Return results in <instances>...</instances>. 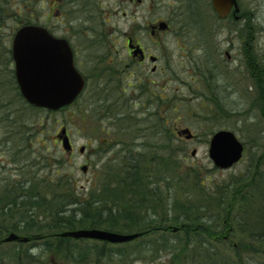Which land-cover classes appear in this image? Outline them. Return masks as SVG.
Here are the masks:
<instances>
[{
  "label": "rangeland",
  "instance_id": "374dc122",
  "mask_svg": "<svg viewBox=\"0 0 264 264\" xmlns=\"http://www.w3.org/2000/svg\"><path fill=\"white\" fill-rule=\"evenodd\" d=\"M71 1L2 0L8 5V9L4 21L0 24V44H2L0 61L10 62L8 51L11 49L13 34L22 23L19 15L15 17L17 11L20 12V3L25 5V12L37 17L35 22L46 26L58 37H65L77 29V32L72 34L75 36L72 41L78 48L77 67L83 74L91 73L88 88L73 105L58 112H52L50 115L46 114L47 122L58 121L54 135L49 137L50 144L53 145V150L49 151L47 157L49 166L53 162L52 156L60 157L61 155L67 161L62 171L71 174L81 194H85L94 187L107 161L110 162L111 167H114L120 159L118 155L123 150L127 151L124 145L132 144V135L130 137L114 136L115 122L109 119L112 114L118 112L111 108L110 104L119 99L122 112L128 110L125 114L137 118L135 122L143 119V116L147 114L155 115L156 118H148L151 122L149 126L153 129L143 132L145 136H149L148 144L153 147V151L160 150L166 145L161 154L168 155L171 151L175 160L174 166L182 172L196 170L199 182L204 184L208 194L214 191L217 183L228 180L245 168L251 143L257 144L259 138L264 137V121L260 113L262 105L251 108V103L257 98L259 91L255 84L258 76H254L255 71L259 73V68L262 69V75L259 76L264 83V0H238L242 12L249 11V19L243 18L242 21L234 24L216 17L211 5L208 4L209 0H85V4L82 1H75V5L85 7L89 17L90 12L93 15V12L98 11L99 13L95 16L98 20L87 21L85 12L77 9L74 15L78 18V24H70L71 20L66 17V13L71 8ZM98 4L102 5L101 10ZM103 20L106 21V25H103ZM159 21L169 23L172 27L171 31L160 40L152 39L148 33L147 36H142L144 47L161 59L162 69L159 73L149 75L148 68L144 67L142 68L144 76L148 78L144 76L139 78L140 75H136L128 79L124 72L120 75L113 72L105 85L103 81H99V77H94L99 74L97 72H100L97 62L102 57L117 61V68L123 71L124 63L128 58L125 48L126 36L137 34L139 37L143 28ZM237 26L244 29H241L239 40L232 43L227 33L228 28ZM180 28L184 32L176 33ZM90 29L94 31L90 32ZM89 32L90 37L87 35ZM100 34L102 37L105 36L103 42H99ZM90 43L96 44L95 53L86 52V47ZM227 53L230 58L227 57ZM93 56L95 58L91 60ZM251 59L255 62L254 67L252 62L248 63ZM225 61L229 63L236 61L238 65L237 67L235 64L229 66L232 64L226 65ZM225 65L231 67L235 73L227 71ZM2 80L5 81V78ZM224 84H228L232 89L231 95L225 93ZM94 87L99 90L100 88L110 90L109 97L114 100L100 102L97 105L95 98L90 95ZM261 93L264 96V87ZM152 94H155V98ZM4 95L9 98L8 94H2ZM212 97L219 98L231 115H226L227 118L224 119L219 118L216 122L205 120L207 116L200 110V103ZM93 103L97 106L95 110H91L94 108ZM91 104L92 107L89 108ZM90 112H92L91 115L88 114ZM165 112L172 115L171 120L164 118ZM30 119L34 120L32 117ZM154 119L164 120L156 124ZM63 127L67 129L75 146L71 158L63 152L60 140L57 139V134ZM184 128L191 130L194 139L186 140L184 137H178L177 132ZM220 129L234 132L246 145L242 161L229 170L215 168L208 155L211 134ZM133 135L140 136L137 138V145L146 142L142 131ZM14 139L17 140L16 137ZM262 140L264 142V138ZM17 145L18 142L14 143L9 137V130L0 126V168L3 167V170L0 169V178L19 173L18 162L12 157L15 149L19 151ZM81 146H84L83 154L78 151ZM31 149L34 150H30L31 152L36 153V148ZM193 150L196 151L195 156H191ZM253 150L257 151L256 148ZM22 154H26V151ZM82 165L87 166L86 173L81 170ZM36 167L39 170L42 164ZM39 171L40 174L44 172ZM194 195L190 189L188 196ZM222 230L220 228V231ZM226 233L227 231L223 233V236ZM166 236L171 237L172 234L168 235L166 232ZM216 238L217 240L213 241L214 245L206 244V247L211 249L220 247L219 250L212 255L210 252L198 253L202 257L192 261L188 259V264H232L234 252L222 243L226 237L223 239L218 236L214 239ZM235 239L236 237H230L229 242L233 245ZM137 245L138 243L112 246L114 249L120 246L125 247L128 256L133 254L124 261L127 264H177L176 261L171 262L173 260L166 254V250L149 256L138 251ZM195 252L191 251L190 255L197 254ZM209 254L210 258L207 256ZM158 256L162 257L158 259ZM100 258L102 264H125L122 258H111L110 262L105 256ZM133 258H138V261H134ZM48 259L43 257L39 264H44L42 261L48 264ZM251 261L253 264H264V257H253ZM251 261L248 262L251 263ZM54 263L60 264L57 261Z\"/></svg>",
  "mask_w": 264,
  "mask_h": 264
},
{
  "label": "trees",
  "instance_id": "16d2710c",
  "mask_svg": "<svg viewBox=\"0 0 264 264\" xmlns=\"http://www.w3.org/2000/svg\"><path fill=\"white\" fill-rule=\"evenodd\" d=\"M24 7L19 3L20 12L15 15H19L21 25L39 24L35 22L37 17L25 12ZM7 9L8 5L0 0V24ZM248 12L244 11L243 18L249 19ZM104 37L100 34L99 42H103ZM95 45H87L86 52L95 53ZM7 64V61H0V126L9 130L14 143L18 142L19 151L15 149L12 157L20 168L18 174L0 178V264H39L43 257L49 258L48 264L56 261L60 264H102L101 256L109 258V262L111 258H122L124 262L133 255L128 256L121 246L114 249L102 242L58 237L60 232L76 229L140 232L142 237L127 245L138 243L137 250L149 256L166 250L171 262L177 264H188V259L202 257L198 253L212 255L220 247L211 249L206 244L214 245L213 241L217 240L214 238L218 236L226 237L222 243L233 250L232 264H253V257H264V137L261 136L257 144L251 143L245 168L217 183L214 191L208 194L196 170H178L171 151L168 155L161 154L166 145L153 151L148 144L149 136L143 132L153 129L148 118H156L155 115H142L144 118L135 122L137 118L125 114L128 110L122 112L121 100L109 97L110 90L94 87L90 95L97 105L114 100L110 107L118 112L109 118L115 122L114 136L132 135V144L124 145L127 151L118 155L120 159L114 167L107 161L94 187L81 194L71 174L62 171L67 161L61 155L52 156L49 166L47 157L53 150L49 137L54 135L58 121L47 122V115L52 112L26 103L14 82L13 70L5 67ZM97 64L100 72L94 77H100L105 85L118 63L102 57ZM89 75H84L85 89L90 84ZM259 75H262L261 68L259 73L254 72V76H258L255 84L259 91L251 108L262 105L260 113L264 121L261 93L264 83ZM2 94H8L9 98ZM95 103L91 110L97 108ZM200 110L207 116L205 120L211 122L231 115L216 97L202 100ZM164 118L171 120L172 115L165 112ZM163 120L154 119L156 124ZM139 131L146 142L137 145L140 136L133 134ZM32 147L36 148V153L30 151ZM24 151L26 154H22ZM40 163L42 174L36 167ZM190 189L195 194L193 197L188 196ZM173 227L178 228L176 233L171 231ZM12 232L29 241L1 242ZM166 232L172 236L167 237ZM230 237H236L235 244L229 242ZM191 251L197 254L191 256ZM133 259L138 261V258Z\"/></svg>",
  "mask_w": 264,
  "mask_h": 264
},
{
  "label": "water",
  "instance_id": "95a60500",
  "mask_svg": "<svg viewBox=\"0 0 264 264\" xmlns=\"http://www.w3.org/2000/svg\"><path fill=\"white\" fill-rule=\"evenodd\" d=\"M212 6L219 17L224 18L234 7V14L239 12L237 0H211ZM165 22H160V30L167 29ZM133 55H144L139 46L134 47ZM12 58L14 61L15 77L23 98L29 104L57 111L73 103L85 86V79L74 66L73 52L64 38L51 35L47 29L38 25L21 26L12 41ZM155 61V57H151ZM186 139H191L189 129L179 132ZM62 148L70 153L72 144L66 129L58 136ZM84 147L80 148L82 153ZM244 146L236 135L229 130L215 132L209 142V158L214 166L226 170L238 163L242 158ZM196 151L191 152L195 156ZM86 171V166L82 167ZM177 228H174L175 232ZM140 234H119L101 229H78L61 232L58 236L72 239H89L105 241L111 244L130 242ZM2 242H28V238L10 233Z\"/></svg>",
  "mask_w": 264,
  "mask_h": 264
},
{
  "label": "flooded vegetation",
  "instance_id": "af4514ba",
  "mask_svg": "<svg viewBox=\"0 0 264 264\" xmlns=\"http://www.w3.org/2000/svg\"><path fill=\"white\" fill-rule=\"evenodd\" d=\"M65 1H68V0H65ZM75 1H82L85 4V0H72L70 2L71 8L68 9V11L66 13V17L71 20L70 24H73V23L74 24H78L77 19H75V17H74L75 16L74 12L77 9L85 10V13H86V16H87V21L92 22V20H93V22H95L96 20H98V18L95 19L96 18L95 16L99 13L98 11L93 12V15H91V12H90V17H89L88 16L89 13L85 9V7H83L81 5H75L74 4ZM209 2H210V0H209ZM208 4L211 5V2L208 3ZM98 6H99L100 10L103 8L102 5H100V4H98ZM238 6H239V9H240L238 17H235L232 13H230L226 17V20L229 21L231 24H233L235 22L237 23L238 21H242L243 20V13H242L241 6H240L239 3H238ZM103 25H106V21L105 20H103ZM157 28L153 29V27L151 28V26L145 27V28H143L142 31L139 30V31L142 32V34L139 37L135 33H134L135 36L134 35L131 36L130 34L128 36H126V46H125V48H126V53H127V57L128 58H127V60L124 63V70L122 71L119 68H117V66H116V67H113V72L114 73H118L120 75V73L124 72V74H127L126 78L129 79V78H132V77H134L136 75H140L139 78L144 76V71L142 69L144 67L148 68L149 75H156L157 73H159L161 71L162 67L160 66L161 65L160 57L154 56L153 54H151L149 52V50L147 48H145L144 45L142 44V36H147V33L152 39L160 40V39H162L164 37L165 34L169 33L171 31V29H172V27L169 25V23H168V30H166L164 32L159 31ZM241 29H244V28L238 27V26L237 27H233V28L232 27L228 28V32L227 33H229V35L231 37V38H229V40H231L232 43H236V41L239 40L238 38L240 37ZM93 31H94L93 29H90V32H93ZM76 32H77V29H75V31H73V32H70L71 34L66 35L63 38H65L69 42V44H70V46H71V48L73 50V53H74L75 65L77 66L78 48H76L75 43L72 41V39H75V36L72 35V34H74ZM90 32L87 33L88 37L91 36ZM183 32L184 31L181 28L178 31H176V33H179V34H182ZM242 37H243V34H242ZM129 39H131L133 45L139 46L142 49L143 54H144V59H141L140 54H138L137 56H133L132 55L133 51L128 48ZM229 40H228V42H229ZM1 45L2 44H0V48H2ZM152 56L156 57V60L153 63H150L149 59ZM227 57L230 58V55L228 53H227ZM252 60L253 59H251V61H249L248 63L252 62ZM225 63H226V65L232 64V65H229V66H233L235 64V66L237 67V65H238L236 63V61H234L233 63H229L228 61H225ZM252 63L255 65V62H252ZM229 66H226L225 69L227 71H231V72L235 73V71L232 70L231 67H229ZM109 72H111V70ZM144 77L148 78L147 76H144ZM138 82H140V80H138Z\"/></svg>",
  "mask_w": 264,
  "mask_h": 264
},
{
  "label": "bare ground",
  "instance_id": "6f19581e",
  "mask_svg": "<svg viewBox=\"0 0 264 264\" xmlns=\"http://www.w3.org/2000/svg\"><path fill=\"white\" fill-rule=\"evenodd\" d=\"M255 65H253L254 67ZM224 87H225V93H228V95H231L232 94V89L230 88V86L228 84H224ZM222 90H223V87H221Z\"/></svg>",
  "mask_w": 264,
  "mask_h": 264
}]
</instances>
